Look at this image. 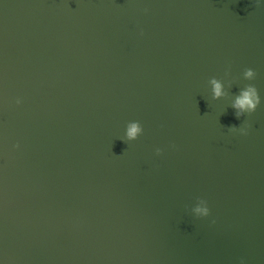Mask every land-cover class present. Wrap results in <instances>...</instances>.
I'll return each instance as SVG.
<instances>
[{
	"label": "water",
	"instance_id": "water-1",
	"mask_svg": "<svg viewBox=\"0 0 264 264\" xmlns=\"http://www.w3.org/2000/svg\"><path fill=\"white\" fill-rule=\"evenodd\" d=\"M0 264H264V0H0Z\"/></svg>",
	"mask_w": 264,
	"mask_h": 264
},
{
	"label": "clouds",
	"instance_id": "clouds-1",
	"mask_svg": "<svg viewBox=\"0 0 264 264\" xmlns=\"http://www.w3.org/2000/svg\"><path fill=\"white\" fill-rule=\"evenodd\" d=\"M225 75H228L226 71ZM256 73L251 68L245 69L243 72V78L245 80H253ZM211 92L213 99L220 98L225 95L223 91V84L220 80L212 78L210 80ZM17 104L20 100L17 99ZM261 103V98L258 94L257 89L252 85H247L241 89L238 96L235 97L232 108L235 110V116L239 119L241 116L246 114H251L256 110L258 105ZM248 125L243 123L241 126H230L229 131L232 133H239L240 135L247 134ZM143 132V128L138 121L129 122L126 126L125 137L128 141L136 140L139 135ZM157 155L160 154L159 150L156 152ZM195 214L199 218H207L210 216V209L208 207L207 201H201L200 205L194 210ZM214 223V221H213Z\"/></svg>",
	"mask_w": 264,
	"mask_h": 264
}]
</instances>
